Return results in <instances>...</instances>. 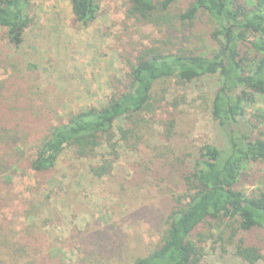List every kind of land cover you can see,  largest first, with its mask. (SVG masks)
Here are the masks:
<instances>
[{
	"label": "trees",
	"instance_id": "trees-1",
	"mask_svg": "<svg viewBox=\"0 0 264 264\" xmlns=\"http://www.w3.org/2000/svg\"><path fill=\"white\" fill-rule=\"evenodd\" d=\"M173 1L129 0L125 16L160 24ZM252 1L253 9L245 15L236 0H192L177 18L191 22L200 13L206 14L215 25L214 36L221 39L215 52L166 53L126 63L125 80L116 82L117 87L123 88L121 93L110 92L101 105H87L67 114L64 121L55 125L44 121L46 116H51L49 119L57 116L55 107L46 104V95L35 89L37 80L27 74L34 65L16 60L18 56L7 57L9 61L4 63L6 58L0 55L4 58L0 61V217L5 214L0 218V264H64L59 239H53L48 230L53 227L55 214L49 211L45 221L35 223L37 204L48 201L44 200L45 192L52 185L57 189L55 194L61 190L50 175L58 167L60 156L69 151L76 160L86 162V174L92 178L113 176L118 148L129 139L134 146L141 141L144 122L136 117L151 111L154 84L169 78L189 82L202 76L218 78L211 115L224 144H204L199 149L191 167V183L196 188L177 195L164 217L158 211L163 228L158 242L151 250L136 253L130 264H199L200 244L212 234V229L219 230L217 237L222 241L225 237L232 242L240 233L242 237L234 245L235 255L248 264L258 260L256 248L247 245L245 238L254 230L264 231V189L246 193L240 187L247 164L264 162V130L245 119L243 110L249 94L246 91L264 93V0ZM99 3L100 0H69L72 20L79 28H87L96 19ZM30 9L31 0H0V43L5 49L18 52L26 43L35 19ZM249 32L256 35L250 38ZM243 46L251 51L250 57L242 56ZM108 82L112 90L109 78ZM37 134L39 137L35 138ZM107 153L113 157H105ZM146 156L151 158L139 162L136 168L141 170L142 165L145 176H152L155 169L166 165L171 171H178L172 166L176 160L172 162L169 157L160 160L151 150L143 158ZM178 163L182 166L183 159ZM25 164L35 174L33 178L22 172ZM63 178L66 179L59 180L60 183L70 185L71 181L66 180L72 177ZM15 180L17 183H13ZM16 195L18 203L14 201ZM118 200L116 205L120 209L115 216L119 217L125 205L123 198ZM20 202L24 223L18 229L13 211ZM151 211V205L141 204L129 214V220L150 217ZM113 224L117 226L118 222ZM205 224L209 229L202 233ZM121 227L124 229L122 224ZM110 228L89 225L79 231L82 238L78 237L76 245L84 244L85 240L88 243L104 240ZM117 232L125 235L120 229ZM134 236L136 240V232ZM81 256L79 249L68 264H84L86 257ZM127 256L122 254L123 258Z\"/></svg>",
	"mask_w": 264,
	"mask_h": 264
},
{
	"label": "rangeland",
	"instance_id": "rangeland-1",
	"mask_svg": "<svg viewBox=\"0 0 264 264\" xmlns=\"http://www.w3.org/2000/svg\"><path fill=\"white\" fill-rule=\"evenodd\" d=\"M191 1L174 0L165 21L159 24L146 18H127L129 0H100L96 19L82 29L72 20L69 0H31L30 13L35 19L26 43L17 53L5 49L0 43V55L4 54L6 58L0 57V61L8 63L7 57L18 56L16 60L34 65L35 68L27 74L37 80L35 89L46 95V104L55 107L57 116L44 119L55 125L64 121L67 114L87 105H101L110 92L121 93L123 88L117 87L116 82L125 80L127 64L166 53L215 52L221 39L214 36L215 25L206 14L200 13L191 22L177 18ZM236 1L245 15L253 9L252 0ZM254 35L253 32L248 34L250 38ZM240 49L242 56H251L247 46ZM108 78L112 81V90L110 85L108 87ZM217 89L216 76H202L189 82L175 78L156 82L151 92V111L136 117L144 122L141 141L134 146L129 139L118 148L119 157L112 170L113 176L92 178L86 174V162L76 160L69 151L63 152L58 159V167L50 173L54 184H59L61 190L55 194L57 189L52 185L45 192L44 200L48 201L37 204L35 223L45 221L49 211L55 214V221H51L53 227L48 230L53 239H59L58 245L65 255L64 264H68L71 255L78 253L79 249L86 257L84 264H130L136 253H145L156 245L163 230L158 211L164 217L177 195L186 189L196 188L191 183V167L199 149L204 144H224L217 122L211 115V101ZM246 93L249 94L243 105L245 119L264 130V93ZM148 150L160 160L163 157H169L172 162L176 160L172 166L178 171L173 172L166 165L155 169L157 172L153 171L152 176H145L142 165L141 170L136 168L139 162L151 158H143ZM105 157L113 156L107 153ZM181 158L183 163L179 166ZM22 172H27L30 178L35 175L26 168V164ZM63 176L72 177L66 180L67 183L71 181L70 185L60 183L59 180L66 179ZM240 187L246 193L264 189V162L247 164ZM137 194H140L139 198H134ZM122 198L125 206L118 217L115 215L120 207L116 203ZM14 201L19 202L17 195ZM141 204L151 205L150 217L129 220V214ZM22 206L20 202L13 211L18 229L24 223ZM114 222H118L117 226ZM89 225H108L111 228L104 240H91L89 243L85 240L84 244L76 245L78 237H81L79 231ZM118 229L125 235L118 233ZM208 229L205 224L200 231L207 233ZM211 233L213 236L209 234L200 244L202 259L199 264H248L234 252L235 243L242 237L240 233L232 242L225 237V240H220L217 237L219 230L212 229ZM69 236L74 238L60 240ZM245 241L259 254L254 264H264V231L254 230ZM124 253L128 255L126 258L122 257ZM94 255H97L96 259Z\"/></svg>",
	"mask_w": 264,
	"mask_h": 264
}]
</instances>
